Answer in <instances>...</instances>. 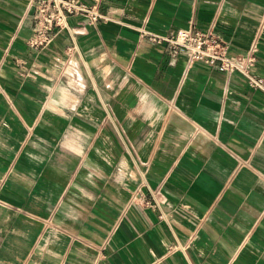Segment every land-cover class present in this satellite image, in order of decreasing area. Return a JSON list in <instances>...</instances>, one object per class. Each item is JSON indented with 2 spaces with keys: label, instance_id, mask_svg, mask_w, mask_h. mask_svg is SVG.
Wrapping results in <instances>:
<instances>
[{
  "label": "crops",
  "instance_id": "0c3cea01",
  "mask_svg": "<svg viewBox=\"0 0 264 264\" xmlns=\"http://www.w3.org/2000/svg\"><path fill=\"white\" fill-rule=\"evenodd\" d=\"M82 1L34 48L0 0V264H264V88L139 38L257 37L264 78V0Z\"/></svg>",
  "mask_w": 264,
  "mask_h": 264
},
{
  "label": "built area",
  "instance_id": "2783aa9c",
  "mask_svg": "<svg viewBox=\"0 0 264 264\" xmlns=\"http://www.w3.org/2000/svg\"><path fill=\"white\" fill-rule=\"evenodd\" d=\"M30 3L34 10L32 33L27 44L34 48L48 45L62 30H67L73 36V29L67 22L70 15H80L91 24L102 17L95 4L89 5L82 0H30ZM139 38L164 44L170 52L183 54L186 60L183 76L192 65L200 64L226 75L237 72L251 88H264V78L254 72L258 51L257 37L243 53L235 54L228 53V45L210 26L201 30L191 24L187 28L164 33L140 27ZM151 196L152 199L144 202L155 209L159 205L154 195ZM159 217L165 216L160 213Z\"/></svg>",
  "mask_w": 264,
  "mask_h": 264
}]
</instances>
